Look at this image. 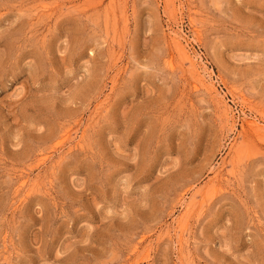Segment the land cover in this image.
<instances>
[{
    "label": "rangeland",
    "instance_id": "374dc122",
    "mask_svg": "<svg viewBox=\"0 0 264 264\" xmlns=\"http://www.w3.org/2000/svg\"><path fill=\"white\" fill-rule=\"evenodd\" d=\"M0 264H264V0H0Z\"/></svg>",
    "mask_w": 264,
    "mask_h": 264
},
{
    "label": "bare ground",
    "instance_id": "6f19581e",
    "mask_svg": "<svg viewBox=\"0 0 264 264\" xmlns=\"http://www.w3.org/2000/svg\"><path fill=\"white\" fill-rule=\"evenodd\" d=\"M257 125V124H256Z\"/></svg>",
    "mask_w": 264,
    "mask_h": 264
}]
</instances>
